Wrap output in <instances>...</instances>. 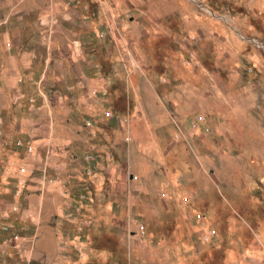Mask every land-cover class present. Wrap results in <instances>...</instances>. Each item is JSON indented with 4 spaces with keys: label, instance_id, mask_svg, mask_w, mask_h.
<instances>
[{
    "label": "rangeland",
    "instance_id": "obj_1",
    "mask_svg": "<svg viewBox=\"0 0 264 264\" xmlns=\"http://www.w3.org/2000/svg\"><path fill=\"white\" fill-rule=\"evenodd\" d=\"M0 264H264V0H0Z\"/></svg>",
    "mask_w": 264,
    "mask_h": 264
}]
</instances>
